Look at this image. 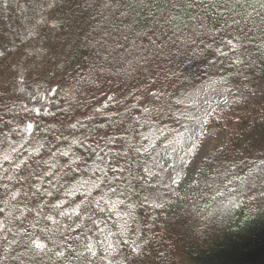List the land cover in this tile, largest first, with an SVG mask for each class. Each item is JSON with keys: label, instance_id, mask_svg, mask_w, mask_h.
<instances>
[{"label": "trees", "instance_id": "obj_1", "mask_svg": "<svg viewBox=\"0 0 264 264\" xmlns=\"http://www.w3.org/2000/svg\"><path fill=\"white\" fill-rule=\"evenodd\" d=\"M219 76L244 90L238 112L210 120L230 135L160 206L135 181L140 245L121 240L119 264H264V0H0V157L15 123L41 140L0 175V264H111L90 246L102 211L88 198L64 210V184L109 140L123 157L140 119L170 120L174 96ZM58 86L69 106L26 108ZM57 156L54 185L38 188Z\"/></svg>", "mask_w": 264, "mask_h": 264}, {"label": "rangeland", "instance_id": "obj_2", "mask_svg": "<svg viewBox=\"0 0 264 264\" xmlns=\"http://www.w3.org/2000/svg\"><path fill=\"white\" fill-rule=\"evenodd\" d=\"M29 24L25 23L18 31L22 41H27L31 35ZM16 42L12 40V47L19 62L23 52L17 48ZM230 45L234 47L233 42ZM109 50L113 52L112 48ZM243 92L241 86L231 84L223 76L209 78L203 84L174 96L177 106L171 111L173 117L170 120L160 123L161 119L151 116L140 119L138 135L125 142L123 157L117 153L114 141L109 140L92 159L87 176H77L64 184L65 197L56 202L62 204L64 210L75 213L82 200L88 198L102 211L90 243L92 249H102L111 264H119L118 247L121 240L130 241L135 247L140 245L139 229L131 219L135 203L132 193L137 188L135 181L140 178L145 179V184L148 183V187L143 192L139 191V195L154 207L177 195L181 185L196 178L208 154L221 146L230 135L210 120L233 109L238 112L237 101L240 102ZM72 98V88L48 87L38 92L33 98L34 102L26 108L52 112L69 106ZM15 126L19 129V135L1 154L0 175L6 173L12 164L16 166L26 157L37 153L41 147V140L32 135V122H19ZM59 157L55 163H51L38 188L44 185L48 191L54 185ZM139 163L143 165V170H138ZM66 194L73 198L71 204Z\"/></svg>", "mask_w": 264, "mask_h": 264}]
</instances>
